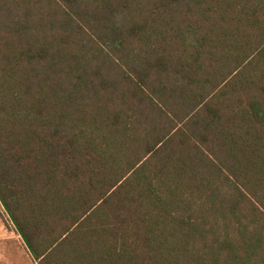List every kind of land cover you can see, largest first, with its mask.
<instances>
[{
  "label": "trees",
  "instance_id": "obj_1",
  "mask_svg": "<svg viewBox=\"0 0 264 264\" xmlns=\"http://www.w3.org/2000/svg\"><path fill=\"white\" fill-rule=\"evenodd\" d=\"M0 204L33 264H264V0H0Z\"/></svg>",
  "mask_w": 264,
  "mask_h": 264
},
{
  "label": "rangeland",
  "instance_id": "obj_2",
  "mask_svg": "<svg viewBox=\"0 0 264 264\" xmlns=\"http://www.w3.org/2000/svg\"><path fill=\"white\" fill-rule=\"evenodd\" d=\"M0 218L3 220L5 227L11 231L15 238L0 242L4 247V251L0 256V264H33L31 256L29 255L21 237L16 235L13 225L8 219V216L0 204Z\"/></svg>",
  "mask_w": 264,
  "mask_h": 264
},
{
  "label": "crops",
  "instance_id": "obj_3",
  "mask_svg": "<svg viewBox=\"0 0 264 264\" xmlns=\"http://www.w3.org/2000/svg\"><path fill=\"white\" fill-rule=\"evenodd\" d=\"M13 229L15 230L14 227H13ZM15 232H16V230H15ZM13 233H14L13 230L9 231L5 227L3 220L0 218V242L14 239L15 235H13ZM16 235L20 237V235L17 232H16ZM4 250H5L4 247L0 243V256L2 255Z\"/></svg>",
  "mask_w": 264,
  "mask_h": 264
}]
</instances>
